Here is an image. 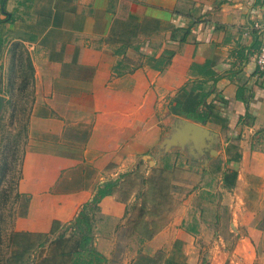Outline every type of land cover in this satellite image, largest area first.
<instances>
[{
    "label": "crops",
    "instance_id": "1",
    "mask_svg": "<svg viewBox=\"0 0 264 264\" xmlns=\"http://www.w3.org/2000/svg\"><path fill=\"white\" fill-rule=\"evenodd\" d=\"M262 18L264 0H0V83L19 49L33 72L18 183L28 199L14 231L47 232L107 181L147 178L168 155L162 141L189 120L211 138L170 152L198 157L209 178L175 219L151 238L134 232L120 254L115 234L140 196L117 183L94 211L95 248L107 264H264V75L253 27ZM208 108L205 122L194 118Z\"/></svg>",
    "mask_w": 264,
    "mask_h": 264
},
{
    "label": "rangeland",
    "instance_id": "2",
    "mask_svg": "<svg viewBox=\"0 0 264 264\" xmlns=\"http://www.w3.org/2000/svg\"><path fill=\"white\" fill-rule=\"evenodd\" d=\"M32 73L29 58L19 49L17 56L9 59V63L4 66L1 75L0 93L4 101L0 110V264L12 250L17 253L16 262L13 264L22 261L26 264H71L70 255L62 253L64 250H72L75 244L77 237L71 234L70 229H67L64 239L47 242L41 247L36 244L44 237H35L29 241L33 242L29 249H26L29 245L27 239H16L13 246L9 242V234L14 231L15 220L25 212L28 199L25 194L19 192L18 183L28 143L27 123L34 91ZM187 150L186 147L185 151ZM161 152L168 155L159 159V167L147 178H144L141 172H131L124 174L123 180L117 182L121 183L123 194L135 191L140 196L138 204L132 203L129 206V217L115 234L117 254L123 252L135 230L156 231L175 219L177 213L174 214L173 209L179 204L181 207L187 200L189 191L198 186L202 187L203 181L209 178L205 179L202 161L198 160V157L194 158L185 152L179 158V152L172 153L170 148L162 149ZM146 179L149 181L147 185ZM173 181L178 183L173 186ZM201 190L199 188V192ZM195 203L197 210L203 208L202 198L201 203ZM95 232L99 233V230ZM70 234L72 236H69ZM117 263V259H113L109 264Z\"/></svg>",
    "mask_w": 264,
    "mask_h": 264
},
{
    "label": "trees",
    "instance_id": "3",
    "mask_svg": "<svg viewBox=\"0 0 264 264\" xmlns=\"http://www.w3.org/2000/svg\"><path fill=\"white\" fill-rule=\"evenodd\" d=\"M191 26H189L190 28ZM190 29H187L188 32ZM210 93L204 92L201 94V103H204L205 97ZM211 113V109H207L206 112L200 113V112H194L193 116L195 119L201 122H205ZM235 158H239V154L236 153L234 155ZM161 170V169H160ZM163 171V170H162ZM236 178V171L232 170L229 172H225L223 174V180H225V184L228 186H233ZM148 181L146 179L145 183ZM116 185V182L107 181L103 186L98 187L94 196L92 199L88 202H86L81 211L78 212V214L69 222L62 223L60 221L54 220L51 223V227L49 231L47 232H32V231H12L9 234V242L10 245L13 246L16 239H27V242L29 245H27L26 249H29V247H32L33 239L35 237H44L43 240L38 241L36 244L37 247L44 246L47 242L52 243L54 240H62L66 237V231L67 229H70L72 231V235L76 236L75 244L70 251H63V254H69L70 255V261L71 264H107V258L100 253L94 246L93 240H94V222L96 218V214L98 212V203L100 200L106 196L112 193L113 187ZM26 212H24L20 216H25ZM61 227V229H59ZM153 230H147L145 232H140L138 230H135L141 237L144 238H151L156 232ZM69 236H72V235ZM54 237V238H52ZM51 240H50V239ZM17 245V244H16ZM16 254L14 250L10 252V254L4 259L2 264H13L16 262ZM1 261V259H0ZM24 262V261H22ZM20 262L19 264H26Z\"/></svg>",
    "mask_w": 264,
    "mask_h": 264
},
{
    "label": "water",
    "instance_id": "4",
    "mask_svg": "<svg viewBox=\"0 0 264 264\" xmlns=\"http://www.w3.org/2000/svg\"><path fill=\"white\" fill-rule=\"evenodd\" d=\"M3 101V97L0 96V110L3 106ZM210 138L211 134L207 128L189 120H182L174 128L173 132L162 141L161 148L168 150L172 146L183 147L191 143L194 148L200 150L204 142Z\"/></svg>",
    "mask_w": 264,
    "mask_h": 264
},
{
    "label": "built area",
    "instance_id": "5",
    "mask_svg": "<svg viewBox=\"0 0 264 264\" xmlns=\"http://www.w3.org/2000/svg\"><path fill=\"white\" fill-rule=\"evenodd\" d=\"M258 35V49L254 55V62L261 75H264V18L256 20L253 24Z\"/></svg>",
    "mask_w": 264,
    "mask_h": 264
}]
</instances>
